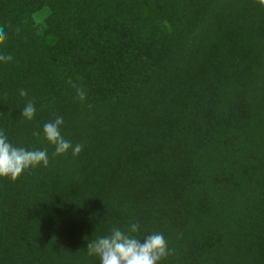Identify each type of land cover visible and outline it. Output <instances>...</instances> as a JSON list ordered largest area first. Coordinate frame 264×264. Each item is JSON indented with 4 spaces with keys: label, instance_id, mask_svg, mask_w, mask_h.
<instances>
[{
    "label": "trees",
    "instance_id": "obj_1",
    "mask_svg": "<svg viewBox=\"0 0 264 264\" xmlns=\"http://www.w3.org/2000/svg\"><path fill=\"white\" fill-rule=\"evenodd\" d=\"M0 30V131L49 157L0 179V264H99L133 221L161 264H264V0H0Z\"/></svg>",
    "mask_w": 264,
    "mask_h": 264
},
{
    "label": "clouds",
    "instance_id": "obj_2",
    "mask_svg": "<svg viewBox=\"0 0 264 264\" xmlns=\"http://www.w3.org/2000/svg\"><path fill=\"white\" fill-rule=\"evenodd\" d=\"M7 35L0 30V45H3ZM10 55L0 54V64L12 61ZM21 96H26L25 90L20 91ZM36 114L33 103H27L21 115L24 119L31 121ZM64 124L63 117H56L54 121L43 125L42 133L44 139L54 146L55 154L58 156L71 153L73 157L78 156L83 146L73 145L71 141L64 138L61 129ZM49 157L46 149L28 150L23 147L14 146L9 142L6 135L0 131V179L16 181L20 176L36 167H48ZM140 225L138 222H129L124 228L113 227L109 234L98 236L87 243L89 256L98 258L99 264H161L171 251L164 235L159 232L140 237Z\"/></svg>",
    "mask_w": 264,
    "mask_h": 264
}]
</instances>
